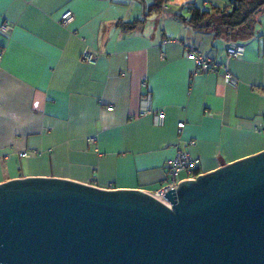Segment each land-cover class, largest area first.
Returning <instances> with one entry per match:
<instances>
[{"label":"crops","instance_id":"1","mask_svg":"<svg viewBox=\"0 0 264 264\" xmlns=\"http://www.w3.org/2000/svg\"><path fill=\"white\" fill-rule=\"evenodd\" d=\"M163 1L0 0V183L54 177L154 195L177 149L196 176L264 151V13L250 38L227 39L181 19L228 0ZM229 45L243 55L227 57ZM190 50L219 70L193 74ZM146 94L161 126L141 115Z\"/></svg>","mask_w":264,"mask_h":264},{"label":"water","instance_id":"2","mask_svg":"<svg viewBox=\"0 0 264 264\" xmlns=\"http://www.w3.org/2000/svg\"><path fill=\"white\" fill-rule=\"evenodd\" d=\"M0 183V264H264V151L163 195Z\"/></svg>","mask_w":264,"mask_h":264},{"label":"built area","instance_id":"3","mask_svg":"<svg viewBox=\"0 0 264 264\" xmlns=\"http://www.w3.org/2000/svg\"><path fill=\"white\" fill-rule=\"evenodd\" d=\"M173 0H165L161 4L162 8L166 7V4L171 2ZM73 20V15L71 12L66 11L60 16V24L62 26H66ZM1 30L6 31L7 27L5 24L1 25ZM226 55L227 57L231 59H237L241 57L244 53V47L242 45H229L226 47ZM187 58L192 60L194 63V69L193 74L200 73V72H217L219 70L218 64L212 62L209 59H205L202 57L199 53H197L194 50H190L187 52ZM82 61L86 62L88 64H95V55L93 54H84L82 56ZM0 60H1V52H0ZM224 80L227 84L234 86V80L230 74L227 72L224 74ZM150 95L146 94L144 95L141 105V115H151L152 121L155 126H161L164 119V114L160 111L153 112L150 109ZM107 110H111V107H108ZM179 128H182V124L178 125ZM92 141V140H91ZM190 146L193 145L192 142L189 144ZM20 157H26V153H22L19 155ZM198 165L197 160L191 159L185 152H182L180 150H176V153L174 157L168 162L167 164V179L166 184L158 191L155 196L156 198L160 199L161 201H164L163 195L171 190L175 189L178 185V183L182 180L179 179L180 174H184L185 179L184 180H191L196 177V167ZM165 202V201H164Z\"/></svg>","mask_w":264,"mask_h":264},{"label":"trees","instance_id":"4","mask_svg":"<svg viewBox=\"0 0 264 264\" xmlns=\"http://www.w3.org/2000/svg\"><path fill=\"white\" fill-rule=\"evenodd\" d=\"M261 13H264V0H228L224 7L213 6L202 11L191 7L189 18L181 20L195 31H210L216 37L248 39Z\"/></svg>","mask_w":264,"mask_h":264},{"label":"rangeland","instance_id":"5","mask_svg":"<svg viewBox=\"0 0 264 264\" xmlns=\"http://www.w3.org/2000/svg\"><path fill=\"white\" fill-rule=\"evenodd\" d=\"M50 178H52V177H50Z\"/></svg>","mask_w":264,"mask_h":264}]
</instances>
